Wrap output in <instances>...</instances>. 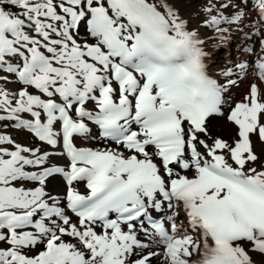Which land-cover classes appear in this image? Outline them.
I'll list each match as a JSON object with an SVG mask.
<instances>
[{
	"label": "snow or ice",
	"instance_id": "1",
	"mask_svg": "<svg viewBox=\"0 0 264 264\" xmlns=\"http://www.w3.org/2000/svg\"><path fill=\"white\" fill-rule=\"evenodd\" d=\"M0 264H264V0H0Z\"/></svg>",
	"mask_w": 264,
	"mask_h": 264
},
{
	"label": "bare ground",
	"instance_id": "2",
	"mask_svg": "<svg viewBox=\"0 0 264 264\" xmlns=\"http://www.w3.org/2000/svg\"><path fill=\"white\" fill-rule=\"evenodd\" d=\"M200 0H196L197 5L199 4ZM238 43V39L233 42V46L231 47L230 51L233 55H235L236 51V44ZM214 55L216 56L217 62H222L224 57L228 55L229 49H224L221 51H217L215 49H212Z\"/></svg>",
	"mask_w": 264,
	"mask_h": 264
},
{
	"label": "rangeland",
	"instance_id": "3",
	"mask_svg": "<svg viewBox=\"0 0 264 264\" xmlns=\"http://www.w3.org/2000/svg\"><path fill=\"white\" fill-rule=\"evenodd\" d=\"M212 50V49H211Z\"/></svg>",
	"mask_w": 264,
	"mask_h": 264
}]
</instances>
